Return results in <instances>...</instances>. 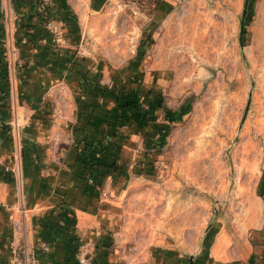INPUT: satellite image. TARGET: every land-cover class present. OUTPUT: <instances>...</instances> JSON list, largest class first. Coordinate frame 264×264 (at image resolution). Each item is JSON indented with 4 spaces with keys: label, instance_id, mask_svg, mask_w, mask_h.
Here are the masks:
<instances>
[{
    "label": "rangeland",
    "instance_id": "obj_1",
    "mask_svg": "<svg viewBox=\"0 0 264 264\" xmlns=\"http://www.w3.org/2000/svg\"><path fill=\"white\" fill-rule=\"evenodd\" d=\"M163 1L104 0L90 9L78 44L65 37L53 50L103 55L116 66L146 62L125 68L130 83L120 90L144 107L152 104L139 94L148 89L147 63L166 72L157 101L164 109L149 123L156 135L142 149L122 140L131 171L113 182L120 241L133 254L152 247L169 264H228L214 255H246L248 229L239 226L253 220L264 177V0H172L176 15L166 21L158 18ZM215 237L228 238V249Z\"/></svg>",
    "mask_w": 264,
    "mask_h": 264
},
{
    "label": "crops",
    "instance_id": "obj_2",
    "mask_svg": "<svg viewBox=\"0 0 264 264\" xmlns=\"http://www.w3.org/2000/svg\"><path fill=\"white\" fill-rule=\"evenodd\" d=\"M172 3L163 1L160 20L175 17L176 11L168 12ZM103 4L104 0H0V264H14L10 243L16 222L21 225L20 244L29 252L40 241L50 245L48 251L37 249L39 264H80L82 256L91 257L90 264H169L161 254H153L152 247L139 254L125 251L118 229L120 191L112 177H104L97 187H81L75 175L84 141L96 143L105 132L111 140L105 159L125 162L130 161V144L142 149L154 138V124L139 127V121L131 119L126 144L107 121L117 113L120 90L130 83L125 68L136 63L138 70L146 62L116 66L103 55L93 60L71 50L75 62L70 63L53 50L56 40L48 28L26 26L50 5L62 30L81 38L94 17L90 9L99 11ZM147 65L152 69L148 89L139 94L153 105L164 95L167 75L155 62ZM83 72H88L85 84ZM261 181L253 220L239 226L248 229L246 255L233 262L214 255L215 259L264 264V177ZM227 239L213 240L228 249Z\"/></svg>",
    "mask_w": 264,
    "mask_h": 264
},
{
    "label": "trees",
    "instance_id": "obj_3",
    "mask_svg": "<svg viewBox=\"0 0 264 264\" xmlns=\"http://www.w3.org/2000/svg\"><path fill=\"white\" fill-rule=\"evenodd\" d=\"M47 8H43L42 13L38 14L35 22L30 24H26L27 27L38 26L45 27V22L47 18L52 17L49 13H46ZM46 20V21H45ZM65 37L69 41V43L78 44L79 35L75 32L66 31ZM28 41H34L32 36H27ZM62 59L74 63L75 62V53L71 52V49H65V52L61 55ZM88 72H83L82 75L85 78L84 84L87 82L86 76ZM127 94V93H126ZM122 95V94H121ZM163 98V97H161ZM117 103V113L113 118H108V124L111 123V127L113 128V132H116L115 137L120 135L121 141L124 140V136L126 134V130L124 128H128L130 126L131 119H134L135 122L139 121V127L142 125H148L150 122L156 121L158 115L157 112L159 109H164L163 103L156 102L155 104L144 107L139 103V99L135 97L134 94H127L119 96L116 100ZM91 114V112H90ZM114 115V114H113ZM91 117V116H90ZM134 122V123H135ZM168 125L159 124L158 128L163 131L166 129ZM120 132V134H117ZM164 134V133H163ZM164 135H161V141H163ZM114 140H112L113 142ZM117 141V140H115ZM111 145V140L108 139L107 134L104 132L101 137L94 142L84 141L81 143V149L79 154V163L76 165V177L79 178V182L81 187L88 185L90 187H97L98 184L101 185L103 183L104 177H112L113 181L117 182L120 178H128L129 177V168L130 164L125 162H119L118 160L107 161L104 157L105 154L109 153V147ZM151 147L148 146V149ZM141 166V165H140ZM140 171V169H139ZM92 180V182L90 181Z\"/></svg>",
    "mask_w": 264,
    "mask_h": 264
},
{
    "label": "built area",
    "instance_id": "obj_4",
    "mask_svg": "<svg viewBox=\"0 0 264 264\" xmlns=\"http://www.w3.org/2000/svg\"><path fill=\"white\" fill-rule=\"evenodd\" d=\"M47 26L49 30L54 34L56 41H62L65 40V34L62 30V27L60 25V22L56 20H50L47 23ZM92 182V180H90ZM105 196V193L102 194ZM21 225L19 222H16L15 228H14V235L13 240L10 243V248L12 252V262L14 264H33V262H37V252L42 251H48L50 249V245L46 242L40 241V244L38 246V251L35 249L33 252H29L27 246L21 245L19 241V235H20ZM82 246H80V249ZM91 257L88 256H82L79 257L80 264H90ZM37 264H39L37 262Z\"/></svg>",
    "mask_w": 264,
    "mask_h": 264
}]
</instances>
